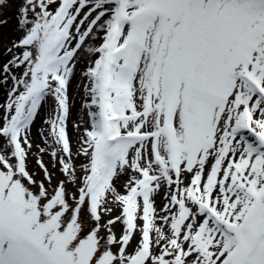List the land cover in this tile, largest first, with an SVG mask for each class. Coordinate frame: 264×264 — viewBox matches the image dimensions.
<instances>
[{
    "label": "snow or ice",
    "instance_id": "snow-or-ice-1",
    "mask_svg": "<svg viewBox=\"0 0 264 264\" xmlns=\"http://www.w3.org/2000/svg\"><path fill=\"white\" fill-rule=\"evenodd\" d=\"M0 49V264H264V0H0Z\"/></svg>",
    "mask_w": 264,
    "mask_h": 264
},
{
    "label": "rangeland",
    "instance_id": "rangeland-1",
    "mask_svg": "<svg viewBox=\"0 0 264 264\" xmlns=\"http://www.w3.org/2000/svg\"><path fill=\"white\" fill-rule=\"evenodd\" d=\"M15 7H16V5H14L10 9H8L7 15L4 17V18L8 19V21H9V23L3 27L4 42L5 43L7 42V40L9 38L20 35V33L14 31V29L16 27ZM2 52H3V50L0 49V62H6V60L8 59V57L3 56L2 55ZM75 83H76V81L73 83L74 84V87L72 88V90H74L73 91L74 94L77 93V91L75 89ZM4 95H5V93H4L3 89H1L0 90V102L3 101ZM77 97H78V99H76V107H75V111H74V116L76 114L77 109L80 106V95L78 93H77ZM37 123L39 124V121H37ZM69 132L72 135L73 140H74L75 139V133L72 132L71 124H69ZM35 133H36V128L34 127L33 128V140H34V144L39 142V140L36 137ZM33 151H35V148L33 149ZM43 160H44V162L46 164H49V166H50V157L47 154H45L43 156ZM29 164H30V167L32 169H34L37 172H39V169L37 168L36 163H35V157L34 156L33 157H30ZM116 230L119 233V230H120V226L119 225H117Z\"/></svg>",
    "mask_w": 264,
    "mask_h": 264
},
{
    "label": "bare ground",
    "instance_id": "bare-ground-1",
    "mask_svg": "<svg viewBox=\"0 0 264 264\" xmlns=\"http://www.w3.org/2000/svg\"><path fill=\"white\" fill-rule=\"evenodd\" d=\"M75 81H73V83H74ZM76 84V83H75ZM73 87H74V84H73ZM1 90V89H0ZM74 90H72V89H70V95H72L74 98H75V101H76V99H78V97H77V93L76 94H74V92H73ZM76 107V106H75ZM75 107L73 108V116H74V111H75Z\"/></svg>",
    "mask_w": 264,
    "mask_h": 264
}]
</instances>
